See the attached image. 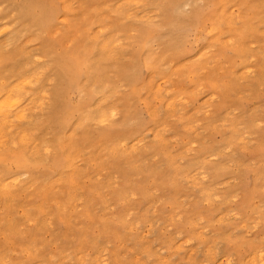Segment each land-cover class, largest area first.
I'll return each mask as SVG.
<instances>
[{"label": "rangeland", "instance_id": "obj_1", "mask_svg": "<svg viewBox=\"0 0 264 264\" xmlns=\"http://www.w3.org/2000/svg\"><path fill=\"white\" fill-rule=\"evenodd\" d=\"M124 1L0 0V264H260L264 0Z\"/></svg>", "mask_w": 264, "mask_h": 264}, {"label": "bare ground", "instance_id": "obj_2", "mask_svg": "<svg viewBox=\"0 0 264 264\" xmlns=\"http://www.w3.org/2000/svg\"><path fill=\"white\" fill-rule=\"evenodd\" d=\"M122 1H124V0H122ZM130 1V0H129ZM134 1H136V0H134ZM125 2V1H124ZM128 3V2H127ZM133 3V2H132ZM136 3V2H135ZM138 3V2H137ZM141 3V2H140ZM217 3H218V1H217ZM217 3L215 4V5H213V8L209 11V12H206V13H204V20L205 21H210L211 23H212V27H214L215 26V23L213 22V21H215L216 20V15H217V10L219 9V8H215L216 6H217ZM121 5V4H120ZM221 5V4H220ZM136 9H138V8H136ZM122 13H124V12H122ZM125 14V13H124ZM129 14V13H128ZM129 16V15H128ZM203 20V23H205V21ZM63 21V20H62ZM4 27V26H3ZM10 29V28H9ZM150 32H151V30L150 29H148ZM155 30H156V28H155ZM2 31V30H1ZM147 31V30H146ZM149 31H147L148 32V34H150V32ZM156 32V31H155ZM158 32V31H157ZM211 32H213V30H211ZM3 33V32H2ZM153 34H155L154 32H152ZM147 34V35H148ZM164 34V33H163ZM150 36V35H149ZM148 36V37H149ZM170 34H169V36H167L168 38H170ZM147 37V38H148ZM166 37V36H165ZM164 37V38H165ZM166 37V38H167ZM96 38V37H95ZM151 38H152V34H151ZM165 38V39H166ZM1 39V38H0ZM161 39V38H160ZM158 40V41H161V40ZM146 40V39H145ZM156 40V39H155ZM4 41V40H3ZM149 41H150V39H149ZM154 41V40H153ZM162 41H164V39H162ZM225 41V40H224ZM156 42V41H155ZM2 43V42H1ZM149 43V44H148ZM6 44V43H5ZM8 44V43H7ZM143 44V43H142ZM171 44H172V42H171ZM225 44V43H224ZM168 46V45H167ZM155 47V46H154ZM162 47V46H161ZM173 47V46H172ZM140 49H141V46H140ZM154 49V48H153ZM142 50H143V53L146 51L147 52V57H146V61H145V65L146 66H144V67H147V69H149L150 71H151V67H153L154 65H156L155 63H150V61H149V59L152 61V62H154L155 61V58L152 56V45H151V43L150 42H148V39H147V44L145 43L144 45H143V47H142ZM173 52V51H172ZM140 53V52H139ZM172 55V54H171ZM29 56V55H28ZM198 56V55H197ZM31 57V56H30ZM34 58V57H33ZM71 58V57H70ZM163 58V57H162ZM29 59V58H28ZM142 59V58H141ZM31 60H32V58H31ZM36 60H41V59H36ZM33 61V60H32ZM70 61V60H69ZM72 61V62H71ZM70 61V64H72V66L71 67H69L70 69H67V70H70V71H68V73H70V89L69 90H75V89H77L78 91H82L83 89H82V85H81V82H80V80H81V75H83L84 74V72L82 73V69H83V67L87 64V63H85L84 61H82V60H79V59H75V58H73L72 57V60ZM36 62V61H35ZM161 62H162V60H161ZM26 66V65H25ZM68 66V65H67ZM23 67V66H22ZM157 68V67H156ZM155 68V69H156ZM64 69H66V66H65V68ZM248 69V68H247ZM240 72V71H239ZM238 72V73H239ZM65 73H67V72H65ZM86 73V72H85ZM242 74V73H241ZM24 79V78H23ZM30 80V79H29ZM31 81H32V78H31ZM31 81H29V82H31ZM68 82H69V80H68ZM23 83V85L26 83H24V82H22ZM34 83V82H33ZM49 83V82H48ZM47 83V84H48ZM29 85H30V83H28ZM1 85H3V84H1ZM23 85H20L21 87L23 86ZM35 85V84H34ZM12 86V85H11ZM19 86V85H18ZM33 86V85H32ZM31 86V87H32ZM26 87V86H25ZM28 87V86H27ZM26 87V88H27ZM30 87V86H29ZM22 89H24V88H21V90ZM157 89V88H156ZM159 89V88H158ZM200 89V88H199ZM198 89V90H199ZM4 90V89H3ZM160 90V89H159ZM1 92H2V90H0ZM20 91V90H19ZM18 92V91H17ZM137 92H139V90L137 91ZM169 92V91H168ZM191 92V91H190ZM9 93V92H8ZM39 93V92H38ZM94 93V92H93ZM27 94V93H26ZM198 94V93H197ZM22 95V94H21ZM42 95H44V94H42ZM91 95L92 96H90V94H88V98L86 99V100H84L83 101V103H82V105H83V107L82 108H84V107H86V106H88V107H92L93 105L91 104V101H93L94 100V97H95V95L94 94H92L91 93ZM7 96V95H6ZM37 96V95H36ZM97 96V95H96ZM33 97V96H32ZM164 97V96H163ZM31 98V97H30ZM7 99V98H6ZM17 99H19V97L17 98ZM16 99V97H15V99L13 98V100H12V98L11 97H8V99H7V101H5V102H2V101H0V116H3L2 114H5L4 112H5V110H6V108H8V110L9 111H13L14 110V108H17L18 106H20V105H18L20 102H19V100H17ZM180 99V98H179ZM206 100H207V98H205ZM16 101V102H15ZM28 101H30V100H28ZM43 101V100H42ZM171 101V100H170ZM19 102V103H18ZM94 102V101H93ZM171 102H173V101H171ZM28 103V102H27ZM26 103V104H27ZM29 104V103H28ZM27 104V105H28ZM94 104V103H93ZM167 104L169 105L170 103H168L167 102ZM25 105V104H24ZM23 105V106H24ZM39 105V104H38ZM94 105H96V104H94ZM32 106V105H31ZM40 106V105H39ZM22 108V107H21ZM34 108V107H33ZM173 108V107H172ZM175 108V107H174ZM41 109V108H40ZM18 110V109H17ZM20 110V109H19ZM30 111V110H29ZM32 111H34V110H32ZM7 112V111H6ZM15 112V111H14ZM85 112H86V110L84 111V113L83 114H85ZM11 113V112H10ZM10 113H9V115H10ZM32 113V112H31ZM30 113V114H31ZM109 113H111V112H109L108 111V114ZM19 115L21 114L22 116H23V112L21 111L20 113H18ZM104 114H105V110H101L100 111V114H99V116L98 117H95V118H92L89 114H85V116H83L82 117V120L85 122V123H91L92 121H96V122H100V123H104L105 121H107L108 120V117L106 116V114H105V116H104ZM114 114V113H113ZM19 115H18V117H19ZM20 115V116H21ZM24 115L25 116H23L22 118L24 119V117H26V114L24 113ZM155 115V114H154ZM5 116V115H4ZM111 116L113 117V115H112V113H111ZM110 116V117H111ZM6 117V116H5ZM16 117H17V115H16ZM111 117V118H112ZM7 119V118H6ZM26 119V118H25ZM32 119V118H31ZM69 119V118H68ZM9 120H11L10 118H9ZM14 120V119H13ZM22 120V119H21ZM29 120H30V118H29ZM70 120V119H69ZM69 120H65L66 122H68ZM112 120V119H111ZM3 121H4V119H3ZM7 121V120H6ZM10 122V121H9ZM70 122V121H69ZM11 124V123H10ZM68 124V123H67ZM5 125V124H4ZM8 125H9V123H8ZM12 125V124H11ZM215 125V124H214ZM6 126V125H5ZM195 126V125H194ZM214 127V126H213ZM219 128V127H218ZM0 130H2V129H0ZM8 131V130H7ZM9 131H10V129H9ZM1 133L0 134H2V132H3V130L2 131H0ZM161 132V131H160ZM156 133H159V132H156ZM5 134V133H4ZM20 134H24L25 135V131H24V133H23V131H22V133H20ZM26 134H27V132H26ZM30 134V133H29ZM22 135H20L21 137H23ZM26 137H27V135H25ZM25 136H24V138H25ZM19 137V136H18ZM17 137V138H18ZM19 138V141L18 142H20L23 138ZM28 137H31V135L29 136L28 135ZM1 138V137H0ZM4 138V137H3ZM8 138V137H7ZM10 138V137H9ZM21 139V140H20ZM28 139H30V138H28ZM240 140H241V137L239 138ZM3 140V139H2ZM18 140V139H17ZM24 140V139H23ZM22 140V141H23ZM11 141V140H10ZM25 141V140H24ZM23 141V142H24ZM32 141V139L30 140V142ZM1 142V141H0ZM12 142V141H11ZM25 142H28V141H25ZM9 143V142H8ZM13 143V142H12ZM14 144H16V143H14ZM142 144V143H141ZM0 145H1V143H0ZM34 145H36V144H34ZM34 145L32 146V147H34ZM121 145H123V144H121ZM194 145V144H193ZM13 146V145H12ZM132 145H130V147H131ZM138 146H139V144H138ZM38 147V145H36V147H34L35 149H33L34 151H33V153L35 152V150H36V148ZM43 147V146H42ZM116 147V146H115ZM128 147V146H127ZM129 147V148H130ZM135 147V146H134ZM188 147V146H187ZM192 147V146H191ZM117 148H118V146H117ZM7 149V148H6ZM32 149V148H31ZM47 149V148H46ZM122 149H123V147H122ZM188 149V148H187ZM2 150V149H1ZM4 150V149H3ZM227 150V149H226ZM37 151H38V149H37ZM40 152V151H39ZM187 152V151H186ZM32 153V154H33ZM36 153L37 152H35L34 153V156H36ZM44 153V152H43ZM29 154V153H28ZM37 155H38V153H37ZM29 156H31V153H30V155ZM34 156H31V157H33L34 158ZM156 158V157H155ZM154 158V159H155ZM213 158V157H212ZM212 158H210V159H212ZM209 159V160H210ZM208 160V159H207ZM206 160V161H207ZM0 161H4V159H1L0 158ZM65 161H66V163H70V160L67 158V159H65ZM64 161V162H65ZM181 162V161H180ZM12 164H15L18 168H24L25 169V171L26 172H29V171H32V170H34V166H33V164H31L29 161H28V159H26V158H14L13 160H12V162H11ZM65 163V164H66ZM61 164V162L59 161L58 163H56V165H58V166H62V164ZM72 165H74V164H72ZM79 164H77V166H78ZM24 173V174H27V173ZM202 172V171H201ZM199 173V172H198ZM193 174H195V173H193ZM192 174V175H193ZM200 175V174H199ZM190 177V176H189ZM198 177V176H197ZM200 177V176H199ZM205 177V176H204ZM203 177V178H204ZM17 178H18V176H17ZM191 178V177H190ZM13 179V178H12ZM194 179H196V177L194 178ZM198 179V178H197ZM205 179V178H204ZM18 180V179H17ZM93 180V179H92ZM97 180V179H96ZM0 181H2V180H0ZM6 181H8V180H6ZM194 181V180H193ZM199 181V180H198ZM2 182H4V181H2ZM13 182H17V181H14L13 180ZM12 183V182H11ZM5 184V183H4ZM77 184V183H76ZM193 185V184H192ZM4 186H7V185H3V187L2 188H6V187H4ZM15 186V185H14ZM3 190H5V189H3ZM5 193V192H4ZM8 195V194H7ZM6 196V195H5ZM129 197H131V196H129ZM128 197V198H129ZM135 197V196H134ZM133 198V197H132ZM215 199V198H214ZM234 200V199H233ZM63 209V208H62ZM64 210V209H63ZM236 217V216H235ZM106 219V218H105ZM220 219V218H219ZM220 221V220H219ZM218 221V222H219ZM197 224V223H196ZM152 228V227H151ZM153 230V229H152ZM153 234V233H152ZM187 241V240H186ZM182 243V242H181ZM187 243H189V242H187ZM185 245V244H184ZM178 246H181V245H178ZM183 247V246H182ZM102 248V247H101ZM179 248V247H178ZM107 250V249H106ZM148 251V250H147ZM152 251H153V249H152ZM102 252V251H101ZM106 252V251H105ZM160 253V252H159ZM260 254H263V253H260ZM80 255V254H79ZM154 255H156V254H154ZM256 255V254H255ZM258 255H259V253H258ZM120 256V255H119ZM261 256V255H260ZM65 257H66V255H65ZM80 257V256H79ZM252 257V256H251ZM250 257V258H251ZM263 257V256H262ZM249 258V259H250ZM99 259V258H98ZM97 259V260H98ZM102 259V258H101ZM105 259V258H104ZM136 259H137V257H136ZM259 259V258H258ZM61 260V259H60ZM82 260V259H81ZM80 260V261H81ZM147 260V259H146ZM260 260H262V259H260ZM264 260V259H263ZM263 260H262V262H263ZM64 261V260H63ZM104 261V260H103ZM134 261H135V259H134ZM228 261H230V260H228ZM2 262V261H1ZM82 262V261H81ZM99 262V261H98ZM261 262V263H262ZM106 263V262H105ZM108 263V262H107ZM228 263V262H227ZM230 263V262H229ZM260 263V262H259ZM260 263V264H261ZM264 263V262H263ZM219 264V263H218Z\"/></svg>", "mask_w": 264, "mask_h": 264}]
</instances>
